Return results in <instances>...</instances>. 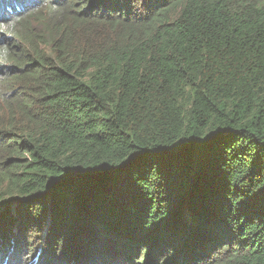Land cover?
Here are the masks:
<instances>
[{
  "label": "trees",
  "instance_id": "16d2710c",
  "mask_svg": "<svg viewBox=\"0 0 264 264\" xmlns=\"http://www.w3.org/2000/svg\"><path fill=\"white\" fill-rule=\"evenodd\" d=\"M0 21V264H264V0Z\"/></svg>",
  "mask_w": 264,
  "mask_h": 264
},
{
  "label": "rangeland",
  "instance_id": "374dc122",
  "mask_svg": "<svg viewBox=\"0 0 264 264\" xmlns=\"http://www.w3.org/2000/svg\"><path fill=\"white\" fill-rule=\"evenodd\" d=\"M29 1V0H28ZM1 22V21H0ZM24 256H25V259L23 258L22 259V262H21V264H33V259H34V257L36 256V255H34V256H31V255H29V253L28 254H26V253H24ZM40 258H41V256H40ZM40 261V259L38 260V262ZM37 262V263H38Z\"/></svg>",
  "mask_w": 264,
  "mask_h": 264
},
{
  "label": "water",
  "instance_id": "95a60500",
  "mask_svg": "<svg viewBox=\"0 0 264 264\" xmlns=\"http://www.w3.org/2000/svg\"><path fill=\"white\" fill-rule=\"evenodd\" d=\"M9 205H10V204H9ZM9 205H8V206H9Z\"/></svg>",
  "mask_w": 264,
  "mask_h": 264
}]
</instances>
